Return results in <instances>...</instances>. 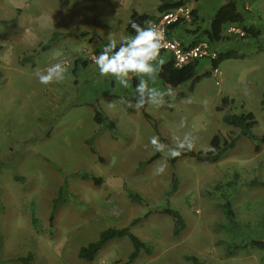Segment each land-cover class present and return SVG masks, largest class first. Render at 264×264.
<instances>
[{
    "label": "rangeland",
    "instance_id": "rangeland-1",
    "mask_svg": "<svg viewBox=\"0 0 264 264\" xmlns=\"http://www.w3.org/2000/svg\"><path fill=\"white\" fill-rule=\"evenodd\" d=\"M226 1L186 0L195 13L173 30L174 36L184 42L202 36ZM159 2L0 0V264H25L27 256L30 264H191L185 255L208 264H264V249L243 245L229 252L233 243L264 239V185L249 184L264 181V143L240 135L216 162L188 156L170 162L174 150H187L178 149L181 142L204 152L214 134L236 136L239 129L223 120L228 112H252L257 123L251 132L264 134V0H236L245 24L260 29L257 38L241 34L240 24H227L222 38L211 44L215 52L232 48L244 57L222 60L215 74L210 58L199 59L200 78L192 85L172 87L158 76L133 75L137 88L143 79L162 97L141 96L131 80L115 91L125 100L105 97L106 76H100L102 84L90 83L100 73L89 57L103 51L95 43L122 39L132 10L152 12ZM55 31L58 38L40 50ZM30 54L32 61H21ZM58 62L68 69L64 80L41 84L37 70ZM151 63L156 69L155 60ZM207 70L210 75H203ZM223 97L234 102L218 110ZM145 98L143 107L158 133L142 106L136 107ZM95 108L112 125L96 123ZM96 131L92 152L87 140ZM154 136L163 150L137 168L157 152L150 142ZM160 167L163 173L156 172ZM172 173L177 187L169 194ZM91 176L102 182L96 185ZM128 191L140 199L131 200ZM227 201L234 220L221 207ZM167 205L184 221L178 233H173V217L161 212ZM132 219L137 220L130 232L151 245L150 253L141 250L127 263L134 248L125 235L107 241L92 260L78 256L101 231L122 228Z\"/></svg>",
    "mask_w": 264,
    "mask_h": 264
},
{
    "label": "trees",
    "instance_id": "trees-1",
    "mask_svg": "<svg viewBox=\"0 0 264 264\" xmlns=\"http://www.w3.org/2000/svg\"><path fill=\"white\" fill-rule=\"evenodd\" d=\"M185 2L186 0H160L159 4L157 5V11L162 12L168 9H172L180 5H183ZM191 13L194 14L195 10L192 9ZM152 17H154L153 14L140 13L135 10H132L129 19L126 22L125 31L133 36L135 35V31L131 26V22L133 21L136 22L141 27H144L145 30H148L149 26L147 24V21ZM182 23L183 22H180L178 20L170 25V29L175 30ZM227 24H240L243 33L253 38H257L261 33L260 29L257 26L253 24H249V25L245 24V17L242 14V12L238 10L236 0H227L215 10L209 21L208 27L202 30L203 35L202 36L195 35V37L192 40H190L188 43L194 44L203 39L209 42L210 44L215 43L216 41H219L222 38L221 32L224 26ZM84 33L85 32L81 34ZM59 35L60 33H58L57 31L53 32L48 42L46 44L41 45L40 50L46 49L52 41L58 38ZM172 35L174 36V34ZM175 37L178 38V36ZM123 46H126V41H122L116 44V49H114L113 51H118L119 48ZM240 57H244V54L239 53L236 49L231 48V49L217 51L216 56L210 58L209 60H210L211 68L215 70L222 60L227 58H240ZM32 60H33V54L21 58L22 62L32 61ZM82 63L85 64V61H82ZM197 63H199V59H196L179 67V66H175L172 57L171 58L169 57V59L166 60V63L163 65L162 70L159 72L158 77L164 84L170 85L172 87H176L181 83L187 81H190V84L192 85L195 81H197L200 78V76L197 75L196 73ZM159 67L160 65L158 66V68ZM76 70L77 67L74 66L73 68L74 74ZM203 75H210V71L209 70L205 71ZM133 84L135 91H137L135 79H133ZM182 96H184L183 93L177 94V97H182ZM144 101L146 103L147 99L145 98ZM228 103H229L228 98L223 97L221 100V105L218 106L217 109L218 110L225 109L228 106ZM262 104L264 105V99L262 100ZM143 105L141 107V112L143 117L146 120L150 121V123L153 126V129L158 133L155 121L149 115V113L144 109ZM93 118L95 122L98 124H102L107 121L108 125H112V123L108 120L107 116L104 115L102 111L98 108H95ZM223 120L226 124L239 129L236 136L228 139L226 137H223L221 134H214L210 140L209 148L206 151L203 152V151H195V150H180V155L170 158V162L173 164L177 158L185 157V156L193 157L198 161L206 162V163L216 162L224 156L225 151H227L229 148L235 145L236 139L240 135L247 136L251 140H255V141L258 140L264 143V134L261 137H257L251 132L252 127L257 123V120L252 112L250 111L241 112V113L228 112L223 115ZM98 133L99 132L96 131L91 136V138L89 137V139L87 140V142L90 144V149L92 152H94L95 150L92 146L91 139H93V137H95ZM255 150L256 151L258 150L257 145H255ZM159 154L160 152L157 151L149 159L139 162L137 168H142L143 166H145L146 163H149L154 159H156L159 156ZM87 176H88L87 174L82 175V177L84 178H86ZM91 180L96 185H99L102 182V178L99 176H91ZM176 182H177V178L175 174L172 173V185L169 194L175 191L177 187ZM249 184L264 185V181L253 179L252 181H250ZM128 197L131 200L137 198L140 199V197L137 194L131 191H128ZM60 203H61L60 197L54 200V205L57 206ZM221 207L225 212L226 218L234 220L235 214L233 212V209L229 201L221 204ZM161 212L169 214L173 217L174 219L173 233H178L179 229H181L184 226V221L178 210L167 205L166 207L161 209ZM136 220L137 219H132L127 226H124L122 228H107L101 231L99 233V238L97 240L90 242L87 246H82L79 249L78 256L82 259L92 260L94 255L107 241L115 237H121L125 235H127L131 239L134 248L128 257L127 263L134 260L138 256L141 250H143L146 253H150L151 245L139 239L129 230L130 226L134 225ZM243 245H249L257 249H264V239H251L250 241L242 245L233 243V246L230 247L231 250L229 252L233 253L234 250L240 248ZM185 259L189 261L191 264H208L205 263L204 261L199 260V258L196 257L195 255H185ZM24 261L25 264H30L29 256H27L24 259Z\"/></svg>",
    "mask_w": 264,
    "mask_h": 264
},
{
    "label": "clouds",
    "instance_id": "clouds-1",
    "mask_svg": "<svg viewBox=\"0 0 264 264\" xmlns=\"http://www.w3.org/2000/svg\"><path fill=\"white\" fill-rule=\"evenodd\" d=\"M131 26L135 31L134 36H129L126 38V46L119 48L118 51H113L116 49V44L111 40L107 45L103 46V51L100 52L98 56H94V62L99 68V73L102 76H107L113 74L121 79V81L127 87V81L124 77L129 76L130 73L137 76L147 75L152 77L153 80L156 79L159 72L162 70L163 65L166 63L165 58L160 60V67L155 69L152 65V61L158 59L161 49H163V43L159 34V27L155 25L154 28H149L145 30L136 22H131ZM165 41V36H163ZM67 68L62 63H54L47 67L44 71L37 70L36 76L39 82L43 85H49L52 83L62 82L65 78V73ZM137 91L143 96L146 92L149 97H154L155 95L163 96V92H157L156 88L149 89L147 83L141 79V82L137 88ZM168 91H171L169 89ZM153 103L158 106L163 103L162 100L156 101L153 99ZM145 101L142 99L137 105L139 109ZM153 145L157 146V151L163 150V145H161L158 137H152L150 141ZM193 145L191 143L185 145L181 142L178 145V149L192 150ZM180 155L179 150H174L171 153L172 157ZM157 173H163L164 167L156 169Z\"/></svg>",
    "mask_w": 264,
    "mask_h": 264
},
{
    "label": "built area",
    "instance_id": "built-area-1",
    "mask_svg": "<svg viewBox=\"0 0 264 264\" xmlns=\"http://www.w3.org/2000/svg\"><path fill=\"white\" fill-rule=\"evenodd\" d=\"M190 16L191 11L183 4L172 9L158 12L147 21L149 28H154L155 25L159 27V34L163 43V49H161L160 53H170L175 66L180 67L196 59H201L203 57L212 58L216 56V52L211 48V44L204 39L197 43L189 44L172 35L173 30L170 29V25L178 20L180 22L189 21ZM239 32L244 34L243 31ZM163 36H165V41ZM99 54L100 53H92L89 57L91 63L97 68L98 66L95 64L93 57Z\"/></svg>",
    "mask_w": 264,
    "mask_h": 264
},
{
    "label": "crops",
    "instance_id": "crops-1",
    "mask_svg": "<svg viewBox=\"0 0 264 264\" xmlns=\"http://www.w3.org/2000/svg\"><path fill=\"white\" fill-rule=\"evenodd\" d=\"M135 11H137V10H135ZM137 12H140V13H148V14H153L154 16L158 13V11H157V6H156V8H155V10L154 11H152V12H142V11H137ZM125 33V35L124 36H121V38L122 39H107V42L106 43H102L101 41H98L97 43H95V45L96 46H98V48L99 49H101V50H103V46L104 45H107L108 43H109V41L111 40L112 42H114L115 44H118V43H120V42H122V41H126V38L127 37H129V36H133V35H131V34H129V33H127L126 31L124 32ZM192 40V39H191ZM91 41L92 42H95L93 39H91ZM227 49V48H226ZM221 50H225V49H221ZM219 51V50H218ZM169 57L171 58V56H170V53H168V52H161V53H159V57H158V59H156L155 60V62H156V69H158V66L160 65V60L161 59H164L165 58V60H168L169 59ZM83 64V63H82ZM75 65V64H74ZM83 65H86V63L85 64H83ZM76 66V65H75ZM77 67V66H76ZM96 69H98L97 67H96ZM98 71H99V69H98ZM218 72V70H217V68L214 70V74L215 73H217ZM77 73V70H76V72H75V74ZM74 74V73H73ZM74 74V75H75ZM134 74H132V73H130L129 74V76H127V77H124L123 79L124 80H126V81H128L129 82V80H131L132 82H131V86H134V84H133V79H135V77L133 76ZM94 76H96V74L94 75ZM100 76H102V75H98L97 77H93L92 76V78H91V80H90V83L91 84H97V83H101V81H102V79L100 78ZM132 76H133V78H132ZM107 78H106V80H105V85L107 84L108 85V90H107V92L106 93H104V96L105 97H109V98H114V97H116V98H119V99H121L122 98V100H125L124 98H125V96L124 95H117L116 93H115V91H116V88L118 87V86H120L121 87V85H122V83L123 82H121V79L120 78H118L117 76H115V75H113V74H109V75H107L106 76ZM132 78V79H131ZM159 78V77H158ZM160 79V78H159ZM162 82V81H161ZM163 83V82H162ZM102 84V83H101ZM167 85V84H166ZM125 86V84H123L122 85V87H124ZM134 90V89H133ZM135 91V90H134ZM114 95V96H113ZM126 97H128V96H126ZM133 97L131 96L130 97V99H132ZM232 99V100H231ZM231 99H229L228 98V101H229V103H233L234 102V99L233 98H231ZM229 103H228V106H229ZM145 104H147V103H145ZM144 104V105H145ZM227 106V107H228ZM226 107V108H227ZM238 112V111H237ZM239 113H241V112H239Z\"/></svg>",
    "mask_w": 264,
    "mask_h": 264
}]
</instances>
